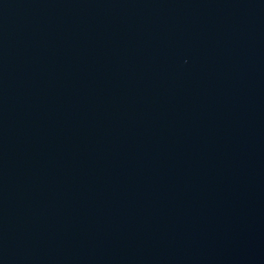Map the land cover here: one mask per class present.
I'll list each match as a JSON object with an SVG mask.
<instances>
[{"label": "water", "instance_id": "obj_1", "mask_svg": "<svg viewBox=\"0 0 264 264\" xmlns=\"http://www.w3.org/2000/svg\"><path fill=\"white\" fill-rule=\"evenodd\" d=\"M0 264H264V0H0Z\"/></svg>", "mask_w": 264, "mask_h": 264}]
</instances>
